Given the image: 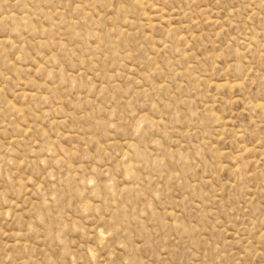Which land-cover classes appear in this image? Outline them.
I'll return each mask as SVG.
<instances>
[{
	"label": "rangeland",
	"instance_id": "obj_1",
	"mask_svg": "<svg viewBox=\"0 0 264 264\" xmlns=\"http://www.w3.org/2000/svg\"><path fill=\"white\" fill-rule=\"evenodd\" d=\"M0 264H264V0H0Z\"/></svg>",
	"mask_w": 264,
	"mask_h": 264
}]
</instances>
